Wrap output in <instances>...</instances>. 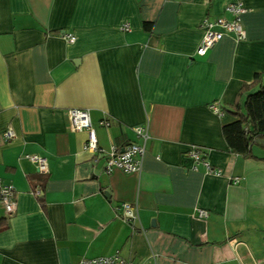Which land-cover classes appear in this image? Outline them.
<instances>
[{"label": "crops", "instance_id": "crops-1", "mask_svg": "<svg viewBox=\"0 0 264 264\" xmlns=\"http://www.w3.org/2000/svg\"><path fill=\"white\" fill-rule=\"evenodd\" d=\"M231 3L245 8L244 38L225 34L197 56L203 19H230ZM260 86L264 0H0V183L16 203L11 215L0 204V264L114 254L134 264H264V136L242 156L222 133ZM68 109L88 111L97 161ZM138 126L148 133L139 171H107L111 148L141 143ZM191 147L223 176L193 169ZM39 181L42 201L31 192ZM122 203L137 213L132 225L116 211Z\"/></svg>", "mask_w": 264, "mask_h": 264}, {"label": "built area", "instance_id": "built-area-1", "mask_svg": "<svg viewBox=\"0 0 264 264\" xmlns=\"http://www.w3.org/2000/svg\"><path fill=\"white\" fill-rule=\"evenodd\" d=\"M225 12L228 13L231 18H215L209 19L205 17L202 21L201 27L203 29V35L199 46L197 47L195 54L197 56H204L225 34H231L236 40L244 38V30L240 23V15L245 12V8L240 3H231L225 7ZM123 30H127V25L122 26ZM62 36L68 41L73 42L74 37L70 33H63ZM208 109L215 115H221L222 112L216 103L208 105ZM67 118L69 128L72 131H85L86 140L83 144V149L92 156L94 161H97L98 157L103 154L102 149L97 145L96 136L91 125L89 113L84 109H68ZM101 124H104L101 122ZM136 139L141 143L131 142L126 145L120 152L115 151L114 148L105 154V167L107 171L114 168L122 170L124 173H135L140 169L141 158L144 153V145L148 138L146 128L142 126L135 127L133 129ZM2 138L5 141H9L14 138V132L11 128H6L1 133ZM186 155L193 160V169H196L197 165H201L205 173L213 176H223V172L218 168H213L208 161L202 157L201 151L198 147H191ZM29 160L35 165L37 173L46 174L47 163L44 157L40 155H28ZM232 184H237L239 179L233 178L230 181ZM32 194L36 197L41 194V190L38 186H35ZM0 204L2 205L5 213L11 215L15 212L16 203L14 198V189L9 184L0 183ZM117 213L128 224H133L137 219L136 211L127 203H122L116 208ZM196 215L200 218H205L207 212L203 210H197ZM77 264H134L131 261L122 259L118 254L105 257H96L90 259H81Z\"/></svg>", "mask_w": 264, "mask_h": 264}, {"label": "trees", "instance_id": "trees-1", "mask_svg": "<svg viewBox=\"0 0 264 264\" xmlns=\"http://www.w3.org/2000/svg\"><path fill=\"white\" fill-rule=\"evenodd\" d=\"M148 25L145 24V28ZM223 136L231 150V153L247 156L250 147L257 136H264V86L247 96L244 102V113L238 115L233 122L222 127ZM40 183L37 182V184ZM42 194V188L38 184ZM35 186L31 190H34ZM38 201H42L41 195L36 196ZM6 228V224L0 221V230Z\"/></svg>", "mask_w": 264, "mask_h": 264}]
</instances>
